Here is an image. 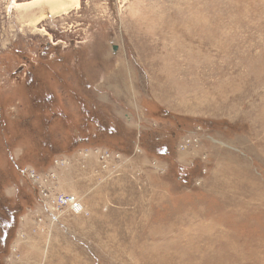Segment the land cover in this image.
<instances>
[{
  "label": "rangeland",
  "instance_id": "obj_1",
  "mask_svg": "<svg viewBox=\"0 0 264 264\" xmlns=\"http://www.w3.org/2000/svg\"><path fill=\"white\" fill-rule=\"evenodd\" d=\"M48 1L0 0V264H264V0Z\"/></svg>",
  "mask_w": 264,
  "mask_h": 264
},
{
  "label": "trees",
  "instance_id": "obj_2",
  "mask_svg": "<svg viewBox=\"0 0 264 264\" xmlns=\"http://www.w3.org/2000/svg\"><path fill=\"white\" fill-rule=\"evenodd\" d=\"M82 115H84V117H87L88 118V120L86 121V125L89 128V125H88L89 120H92L93 122H95V119H94V117H92V113L90 112V108H89L88 105H87V108H83ZM98 116H99V114H98ZM97 119H100V121L98 120V122H96V126L94 128L95 131H92V134L90 135V134H88V131H89L88 130L85 133V135L82 136V141L81 142H79V140H78L77 137L71 135V137H72L71 143H72V146L73 147L74 146H79V147L82 146V147H85V146L90 145L89 144L90 142H91V144L93 142H94V144H96V141L101 140L100 139V136L101 135H103L104 138H107V136H110V135H111L110 137L117 135V132H116L117 129H116V126L114 124L109 125L107 122H105V120L101 119L100 117H98ZM56 124H58V122L55 123V125ZM82 125H81L82 126V129L86 127L85 126V123H82ZM95 132H96V134H95ZM95 136H97V137L99 136V137L98 138H95ZM142 145H143V143H142ZM164 154L165 153L158 154V156L161 158V157L164 156ZM19 161L20 160H18L17 163H19ZM4 210H5L4 212H8L6 214V218H7V216L10 218V214H9L10 209H9V207H5ZM13 218H14V216H11L10 219L7 218V220H5L3 218H0V222H1V225L0 226L2 228L1 231H4V233H6V231L4 230L5 227H7V228H5L6 230H10L13 227L12 222H10V221H14Z\"/></svg>",
  "mask_w": 264,
  "mask_h": 264
},
{
  "label": "built area",
  "instance_id": "obj_3",
  "mask_svg": "<svg viewBox=\"0 0 264 264\" xmlns=\"http://www.w3.org/2000/svg\"><path fill=\"white\" fill-rule=\"evenodd\" d=\"M190 142V141H189ZM184 140H182L181 144H180V149L182 147H184ZM20 173L22 174V176L26 177L27 174V169H20ZM74 197L72 195H57L53 198V205L55 206H59V207H67V208H71L70 210H72L73 212H77L78 209L80 208L79 206V202L77 201V199H73ZM77 206L79 208H77ZM49 207V206H48Z\"/></svg>",
  "mask_w": 264,
  "mask_h": 264
},
{
  "label": "bare ground",
  "instance_id": "obj_4",
  "mask_svg": "<svg viewBox=\"0 0 264 264\" xmlns=\"http://www.w3.org/2000/svg\"><path fill=\"white\" fill-rule=\"evenodd\" d=\"M48 3L50 5L49 6L50 7L49 11H50L51 14H60V13L64 14V13H67L71 9V4H67V3L61 2L59 0H53V1H50V2L48 1ZM77 208H79V207L77 206ZM79 212H82V207L81 206L78 209V211L75 212V213H79Z\"/></svg>",
  "mask_w": 264,
  "mask_h": 264
}]
</instances>
